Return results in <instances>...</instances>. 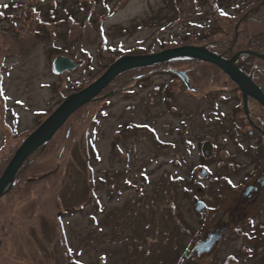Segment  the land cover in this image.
Instances as JSON below:
<instances>
[{
  "label": "rangeland",
  "instance_id": "rangeland-1",
  "mask_svg": "<svg viewBox=\"0 0 264 264\" xmlns=\"http://www.w3.org/2000/svg\"><path fill=\"white\" fill-rule=\"evenodd\" d=\"M30 1L0 0L13 15L0 17V150L20 145L116 55L204 46L217 32L213 0H83V6L64 0L66 8L53 11L56 22L47 28L20 13L27 2L44 4L46 17L51 0ZM245 1L217 4L231 15ZM60 56L77 67L56 74ZM183 60L166 69H187L191 62ZM161 64L146 67L147 74L165 70ZM125 82L81 109L68 128L71 144L54 143L31 163L30 170L49 168L47 196L24 184L28 194L9 213L16 222L4 237L6 264H264V204H247L256 217L253 232L231 231L210 253L190 256L206 228L226 225L229 212L236 219L234 187L253 177L255 161H264V137L248 135L238 96L208 83L191 82L196 91L180 92L181 83L161 73L122 91ZM167 85L170 100L162 91ZM217 113L221 125L213 119ZM239 133L248 144L236 142ZM207 143L210 151L201 158ZM233 155L245 164L240 170L228 158ZM197 201L205 207L198 209Z\"/></svg>",
  "mask_w": 264,
  "mask_h": 264
},
{
  "label": "trees",
  "instance_id": "trees-1",
  "mask_svg": "<svg viewBox=\"0 0 264 264\" xmlns=\"http://www.w3.org/2000/svg\"><path fill=\"white\" fill-rule=\"evenodd\" d=\"M48 1L49 0H47V2ZM76 1L78 2V4L80 3L81 6H83V4L85 3L84 1L87 0L84 1L76 0ZM64 3H65L64 0H60V2L59 0H51L50 11L45 17L43 11L40 9L44 4H40V6L38 5L33 6L28 4L27 2V4L24 6L25 11H23V13L25 14L23 15L21 12L20 18L22 17L24 19L26 18L30 19L31 21H35L37 22V24H40L41 27L46 26L47 28V26H50L52 22H56L55 21L56 15L55 13H53V11L55 10L57 11L58 7H59L58 12L61 11L62 8H66ZM213 3L215 7V8L213 7L214 21L216 23L217 32L207 37L206 40L201 41L203 42L201 44L204 45V47L227 59L231 58L233 55H235L238 52L247 51V50L255 51V52H264V0H246L241 6L236 7V13H233L231 15H227L225 12H223V10L217 4L218 0H213ZM48 15L50 16V18L48 17ZM6 16L8 19L10 16L13 15H9V14L7 15L5 9H3L2 5H0V17L6 19L5 18ZM39 16L41 20L39 19ZM69 18L72 17L71 16L67 17L65 21H69L68 20ZM120 56L122 55H116V57H114L115 58L114 61L118 59ZM182 59H184L183 61L191 62L189 67H186L187 69L175 70L169 67L168 69H166L168 63L171 64L172 62H177L181 60V59H174L163 64V67L158 66L159 68H163L165 70L162 71L156 70L155 71L156 73L147 74L148 72H146L147 71L146 67L128 70L120 74L102 93L112 91L110 93V96H112L115 92H117L116 90L115 91L113 90L118 86H120L118 85V82L120 80H122L123 82L126 80L127 82H125V84L129 82L128 85L126 86L124 85L125 87L124 86L121 87L122 91H127L130 89L129 86H131L132 81H134L137 84V82L149 80L150 78H152L153 75L155 76V74L157 73H161V75H168L170 80L174 82L179 81L183 87L187 88L182 78H180L176 74V71L183 72L188 77L190 83L193 82L198 86L201 84L204 85V83H208V84H212L213 86H218L217 88L221 91H229L234 88L237 89V85L220 68L212 64L191 58H182ZM114 61H112L111 63H113ZM108 67L109 65L107 66V68ZM240 67L245 73L252 74L255 83L264 92V59H259L253 56H244L240 63ZM154 68L157 69L156 66ZM104 70L96 73L94 78H92V82L93 80L101 76ZM126 74L129 75L123 77ZM120 77L121 79L116 84V81ZM130 77L133 78L131 82L128 81ZM162 91L166 93L165 98L167 100H170V97L173 96L172 94L173 91L169 88V85H167V87L164 88ZM241 98L242 96L240 94V101H242ZM96 101L97 99L93 100L89 104L77 110L66 121V123L60 128V130L55 134V136L49 142H47L41 149L33 153L27 159V161L23 164L18 174L16 175L12 183L11 189L0 199V264H6V260H7L3 252L4 237H6L7 230L10 229L12 226H15V222H16L15 218L10 217V215H14V214H9V213L12 212L14 205L17 203V201L21 200L25 194H28L26 190H29V185L24 186V184L27 183L36 184L34 185V187L36 186V190L34 188L35 192H37L41 196L42 195L44 197L47 196L45 195L46 193L44 190L49 184L48 176H46V174H49V172L47 171L49 170V168L42 167V168L30 170V168L32 167L31 163L33 162L34 159L42 155H45L46 153L45 151L48 150L47 148L51 147L54 143H57L60 149L61 147L64 148V146H66L68 142L69 144H71L73 141L71 140L72 133L70 131L68 132V128L71 126L73 119L80 113L81 109L84 110L86 107L89 106L91 107L90 104H93ZM8 145L9 143L4 148V150L3 149L0 150V176L7 167L13 154L17 150L16 148L20 146L17 145L16 147L11 148V146L9 145L11 149L10 151H8L7 148L9 147ZM23 178H25L26 180L22 181ZM14 189H17V191L15 192ZM12 191H14L15 193Z\"/></svg>",
  "mask_w": 264,
  "mask_h": 264
},
{
  "label": "water",
  "instance_id": "water-1",
  "mask_svg": "<svg viewBox=\"0 0 264 264\" xmlns=\"http://www.w3.org/2000/svg\"><path fill=\"white\" fill-rule=\"evenodd\" d=\"M241 55L264 59V53L253 51L240 52L231 59H226L204 46L194 45H184L146 55L121 56L89 86L70 94L37 129L22 141L0 176V199L11 189L16 175L27 159L49 142L77 110L95 100L120 74L128 70L158 65L180 58H191L212 64L220 68L239 87L242 93L243 109L249 118V99L255 100L264 108V92L254 82L252 74L243 72L236 64V60ZM75 67L74 62L64 57H58L54 62V71L57 74L73 70ZM176 74L188 84L185 74L182 72H176ZM261 132L264 134L263 131ZM197 206L201 209L203 204L198 203ZM216 241L214 237L207 242L201 241L194 251L199 254L209 253Z\"/></svg>",
  "mask_w": 264,
  "mask_h": 264
},
{
  "label": "flooded vegetation",
  "instance_id": "flooded-vegetation-1",
  "mask_svg": "<svg viewBox=\"0 0 264 264\" xmlns=\"http://www.w3.org/2000/svg\"><path fill=\"white\" fill-rule=\"evenodd\" d=\"M247 51H249V50H247ZM242 52H244V51H242ZM239 53L240 52H238L236 54H239ZM235 55H233L232 57H234ZM244 56H249V55H241V56H239L238 59H237V64L240 65V63L242 61V58ZM186 90L189 91V92L196 91L194 89V86L191 85V83H190V87L189 88H184L183 87V89H180V92L186 91ZM227 92H230V93L234 92V95H237L239 100H240L241 91L239 90L238 87H237V89L234 88V89H231V90H229ZM251 103H253V107L251 106ZM239 106H240V109H241L240 115H241L242 119L244 120L245 127L248 126L251 129V133L248 134V135L252 138L255 133H258V134H260L261 136L264 137V134L261 132V131L264 132V108L260 104L255 102L253 99H249V103H248L249 118H248L246 116L245 112H244L242 101H240V105ZM231 109H232V106L230 105L229 112L231 111ZM221 115L224 116V117L226 116V118L231 117V115H225V114H221ZM206 118H208V116ZM213 119H216L217 125H221L222 119H220V114L219 113L213 114ZM247 133H249V131ZM237 135H240L239 137L237 136V139H235V140L240 141V142L236 141L238 144H242L243 141H245V143L248 144V142L245 140V136H242L240 133L237 134ZM209 140H210L209 142L213 146L218 147L213 142L212 139H209ZM241 140H242V142H241ZM210 147H211V145H209L207 143L204 146V148H202L201 153H200L201 158H205L207 156L208 152L210 151ZM247 147H246V149L244 151L249 156V145ZM250 149H252V148H250ZM228 154H229V152H228ZM225 155H227V154H225ZM235 156L233 155V158L231 156H229L228 158H230L233 161V163L240 170L241 168H243L245 166V164H243V163L241 164L240 162H237V160H235ZM201 158L198 161V164L194 167V173L195 174L200 172V167H201L200 166V162L202 161ZM251 159L254 160L255 158L252 157ZM263 162L259 163V162L255 161L253 163L254 166L252 168L257 166L258 169H256V170L253 169L252 171H250V173L254 172L252 174L253 177L249 181H244V182L242 181L240 186L235 185L236 187H234V189L239 192V196H240V205H239V208H237L239 210H238V216L236 217V219L233 217V212H229L228 213L229 214L228 220H230V221L226 225H224L223 227L216 226V227H213V228H209V227L206 228V235L204 237H201L198 240L197 243H199L200 241L207 242L212 237H214L215 240H217L216 242H218V240L221 237L229 235V233L231 231H235V232L238 231V232H240L242 234V233L253 232L255 230V225H256V222H255L256 219L255 218L256 217H253L252 213L247 210V208H248L247 204L251 203V204H253V206H254V204H259V205L260 204H264V170H263L264 167H262L263 166L262 165ZM233 163H232V165H233ZM233 167H234V165H233ZM232 181L233 180L231 179V182ZM259 211L260 212H264L262 209H260ZM260 224L264 225V223H260ZM194 246H193V248H194ZM193 248H192V251H191V254H190L191 257H195V256L201 257L202 255L206 254V253L205 254H199L198 252L197 253L193 252ZM260 256H262V255H260ZM253 258H255V259L257 258L256 260L258 261V256L255 255V256H253Z\"/></svg>",
  "mask_w": 264,
  "mask_h": 264
}]
</instances>
